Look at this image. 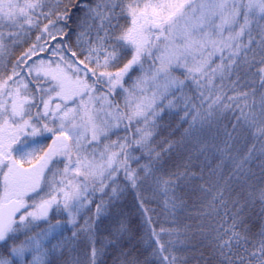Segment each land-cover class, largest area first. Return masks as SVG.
I'll return each mask as SVG.
<instances>
[{"label":"snow or ice","instance_id":"snow-or-ice-1","mask_svg":"<svg viewBox=\"0 0 264 264\" xmlns=\"http://www.w3.org/2000/svg\"><path fill=\"white\" fill-rule=\"evenodd\" d=\"M33 33L0 68V264H139L101 234L129 190L160 264H264V0H0V59ZM193 180L208 229L157 232L145 193L175 215Z\"/></svg>","mask_w":264,"mask_h":264},{"label":"trees","instance_id":"trees-1","mask_svg":"<svg viewBox=\"0 0 264 264\" xmlns=\"http://www.w3.org/2000/svg\"><path fill=\"white\" fill-rule=\"evenodd\" d=\"M35 33L31 34L30 39H24L22 42L11 48L9 52H6L2 59H0V68H5L6 66L10 67L12 61H14L21 52L26 49L29 44L34 41ZM45 55V54H41ZM171 128L170 131L174 133L173 139H180V136L183 132V128L187 127L186 124H181L178 117H172L170 119ZM180 163L182 162V157L178 155H173L171 163ZM194 171L199 170V165L193 168ZM199 181L193 180L187 184H182L180 188L177 189V195L182 198L184 206L181 210H178L175 215H168L163 211V197L155 196L153 197L151 191H147L145 194L149 197L148 202L145 207H147L150 212L149 215L152 217L153 227L159 232L161 227L165 229L178 228L183 230L185 225L191 226V230L195 233L198 225H203L205 229H208L211 223V217L202 216L199 213L202 211V204L204 202V194L201 193L198 188ZM260 181L257 180L254 187H259ZM129 195L131 202L128 203V214L130 218H134L136 222V228L128 225L130 231L122 242L125 249H131V252L139 261V264H160V261L151 256L152 247H155V244L149 246L146 241L148 240V235L146 234V227L144 224V219L142 216L141 209L139 207L138 201L136 199V194L129 190ZM260 205L257 203L251 207L250 210V219L251 222L255 225L260 223ZM111 220V219H110ZM117 224L113 221L109 223L103 222L101 226V234L107 235V232L115 228ZM104 227V228H103ZM162 241L169 239L167 233L161 234ZM183 238V236L181 237ZM191 244L197 247L200 246L201 241L198 234L191 237ZM207 251V249H205ZM116 255L115 251L110 250L108 255L104 258V264H113V257ZM188 264H195V261L191 258L188 260Z\"/></svg>","mask_w":264,"mask_h":264},{"label":"rangeland","instance_id":"rangeland-1","mask_svg":"<svg viewBox=\"0 0 264 264\" xmlns=\"http://www.w3.org/2000/svg\"><path fill=\"white\" fill-rule=\"evenodd\" d=\"M130 202H131V198H130L129 192L127 191L124 194L123 198L119 201V203L113 209L112 214L104 220L105 223H109L110 221H113L118 225V221L120 219H124L126 221V223L132 227V229L137 230L136 222H135L134 218L131 219L130 215L128 214V211H127L128 207H129L128 203H130Z\"/></svg>","mask_w":264,"mask_h":264}]
</instances>
